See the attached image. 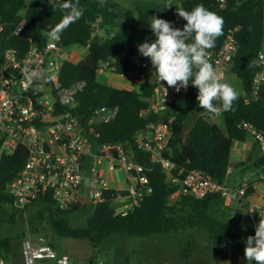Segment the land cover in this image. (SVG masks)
<instances>
[{"label": "trees", "instance_id": "obj_1", "mask_svg": "<svg viewBox=\"0 0 264 264\" xmlns=\"http://www.w3.org/2000/svg\"><path fill=\"white\" fill-rule=\"evenodd\" d=\"M62 2L63 0H31L29 4L28 0H0V46L14 48L22 54L31 44L44 45L49 38L46 30L59 23L64 14L57 6ZM79 2L85 8L83 17L63 31L57 45L59 48L70 44L83 47L87 45V52L76 61L64 59L58 70L59 80L63 84L84 80L83 87L75 97L73 109L83 124L95 107L117 106L113 119L94 124L96 136L91 137V149L94 150L101 144L117 142L133 151L136 160L144 167L151 191L124 215L116 214L113 210L110 202L113 188L104 190L103 200L95 204L72 203L69 208L61 210L54 200L43 197L26 208H31L34 218L45 221L59 235L86 239L93 246L111 233L147 236L190 228L206 233L217 244L220 257L222 244L228 236L233 240V250L244 254L246 238L255 234V222L250 219L247 229L236 230L232 223L213 214L212 206L223 201L219 192L208 193L198 199L178 194L172 199L170 195L178 189V184L167 179L159 162L150 161V152L137 148L134 135L148 123L169 122L170 145L164 157L173 162L172 173L176 174L181 170V177L190 169H202L225 185L231 142L243 141L250 136L240 125L241 122L251 123L264 137V83L258 87L256 96L245 100L264 35L262 0H223L221 4L217 0H179V6L185 10L190 11L195 5L202 3L223 17V34L212 49L218 48L225 34L236 27L233 32L236 51L228 72L240 79L242 93L234 102V110L220 116L223 126L210 119L211 112L199 107L196 100L198 89L191 81L188 88L180 92L165 110L157 113L143 112L152 90L150 83L123 88L99 82L97 69L101 62H106V66L115 74H124L130 68L129 56L140 54L137 46L145 40L152 42L155 39L149 26L152 17L143 6L135 5L132 15L126 20L118 21L114 6L107 1L103 6L99 0ZM94 23H98L103 29L102 36L91 35ZM253 151H257L258 155L251 163L264 176V150L259 149L255 140ZM25 155L22 146L11 153L0 154V205H6L11 210L6 216H0V224L14 223L18 213L26 209L11 207L7 193V185L23 165ZM251 159L252 153L239 164L247 165ZM252 189V181L248 180L243 196ZM75 211L85 215L84 224H71L68 217ZM32 230L38 231L36 226ZM19 237L20 233L14 236L1 234L0 255L14 258L12 240ZM45 240L55 248L51 240ZM187 256V253L182 254L184 260Z\"/></svg>", "mask_w": 264, "mask_h": 264}, {"label": "built area", "instance_id": "obj_2", "mask_svg": "<svg viewBox=\"0 0 264 264\" xmlns=\"http://www.w3.org/2000/svg\"><path fill=\"white\" fill-rule=\"evenodd\" d=\"M217 1L220 4L223 2ZM262 2L264 28V0ZM100 29L98 23H94L91 35L100 36ZM235 30L236 27L225 34L218 48L208 50L210 62L221 77V82L236 51ZM84 47L87 48V45ZM58 49L57 41L50 37L44 45L31 44L22 54L14 48L0 46V154L11 153L18 146H22L26 153L23 165L7 185L10 205L24 210L43 197L54 200L61 210L69 208L72 203L83 205L100 202L104 198V190L112 188L99 171L104 161L109 169L119 170L123 174L122 184L113 187L110 202L116 214L124 215L151 191L148 177L133 151L125 149L120 143H105L91 149V137L96 136L94 124L113 119L117 106L99 105L91 111L85 123H81L73 109L75 97L85 82L75 80L63 84L59 80L58 70L64 59L60 58ZM129 61V70L118 75L129 77L137 86L141 83L152 85L144 113L165 110L180 92L185 91L181 88L177 92L166 82L160 84L149 58L134 53L129 56ZM100 64L103 67L99 66L97 73L106 74L107 70H111L106 62ZM255 65L246 101L256 96L258 87L264 83V35ZM25 68L44 74L28 85L22 76ZM240 125L263 151L262 134L249 122L242 121ZM170 134L169 122L148 123L135 133L134 141L137 148L150 152L151 162L160 163L167 179L178 184V189L170 195L172 199L178 194L196 199L213 192L227 198L245 194L247 178H242L230 188L202 169H190L181 177V170L173 174V162L164 157L169 149ZM86 157H90V162L85 167ZM247 211L257 225L264 216V205H249ZM18 255V260L0 255V264H76L68 253L56 250L42 235L22 233ZM81 264L111 263L95 257Z\"/></svg>", "mask_w": 264, "mask_h": 264}, {"label": "rangeland", "instance_id": "obj_3", "mask_svg": "<svg viewBox=\"0 0 264 264\" xmlns=\"http://www.w3.org/2000/svg\"><path fill=\"white\" fill-rule=\"evenodd\" d=\"M111 3L115 9V16L118 21L126 20L134 13V6H143L148 14L163 18L173 23L174 27L183 28L185 21L176 14V5L179 6V0H106ZM173 3L171 6L166 4ZM176 4V5H175ZM99 34H104L103 29L99 30ZM87 48L70 44L66 47L58 49L57 53L61 59L76 61L84 56ZM103 67L102 64H99ZM99 82L111 84L116 87L135 88L137 85L130 80L129 77L115 74L111 70H107L106 74L97 73ZM222 82H228L233 85L241 94L242 86L240 79L233 73L227 72ZM210 118L218 122L219 126H223L222 119L211 114ZM234 161V157L230 156V162ZM104 162V161H103ZM249 170L244 169V174L249 175ZM119 176V173H116ZM245 176V177H246ZM227 199V197H222ZM234 205V201L232 202ZM220 203L216 204V210L222 209ZM232 209L231 207H229ZM212 209V208H211ZM11 210L6 205H0V216H6ZM236 215V214H235ZM72 225L84 224V214L77 211L69 215ZM237 218V216H235ZM234 218V221L236 220ZM235 229H245L237 227L233 223ZM36 226L38 231L32 230ZM190 234L180 233L176 237V233H153L147 236H125L119 233H111L103 238L101 242L93 246L86 239H77L68 236L59 235L50 229V226L43 220L34 218L33 210L26 208L18 213L14 223L4 222L0 224V235L8 234L14 236L16 233H25L26 235H42L51 240L55 249L60 252L68 253L71 260L76 264H81L90 257H100L108 260L111 264H247L243 253L227 248V255L220 257L219 248L209 236L201 230L191 229ZM193 237L189 243L185 237ZM184 239V240H183ZM21 237L12 240L15 252L14 259L18 260V248L20 246ZM231 251V256L228 253ZM187 253L184 260L182 254ZM255 264V261H253Z\"/></svg>", "mask_w": 264, "mask_h": 264}, {"label": "clouds", "instance_id": "obj_4", "mask_svg": "<svg viewBox=\"0 0 264 264\" xmlns=\"http://www.w3.org/2000/svg\"><path fill=\"white\" fill-rule=\"evenodd\" d=\"M31 0H28L30 4ZM106 0H99L101 6ZM173 3L166 4L171 6ZM176 5V4H175ZM64 13L60 22L46 30V35L59 41L61 34L71 24L80 20L85 8L79 0H63L57 5ZM176 14L186 23L183 28L174 27L171 21L152 16L150 28L155 35L152 42L140 43L138 52L149 58L158 82H166L177 92L187 89L189 82L198 89L197 103L201 109L222 116L234 110L239 91L228 82H221L208 50L215 47L216 40L223 34V17L206 8L195 5L190 11L176 5ZM44 73L25 68L23 78L31 85ZM167 88H165V95ZM244 257L247 264H264V216L255 227V234L245 241Z\"/></svg>", "mask_w": 264, "mask_h": 264}, {"label": "crops", "instance_id": "obj_5", "mask_svg": "<svg viewBox=\"0 0 264 264\" xmlns=\"http://www.w3.org/2000/svg\"><path fill=\"white\" fill-rule=\"evenodd\" d=\"M213 115V113H211ZM210 114V115H211ZM221 118V117H220ZM214 121L212 118H210ZM219 119V117H218ZM216 122V121H214ZM218 124V122H216ZM254 139L251 136H247L243 141L233 140L231 142L230 156L234 157V161H231L227 171V178L225 185L226 187H234L242 178H247L249 181H252V191L246 196L233 197L224 199L220 203L222 209L216 210V205L212 206L211 212L221 218H224L229 223H235L239 228L247 229L250 224V215L247 211L249 205L261 207L264 205V176L252 165V160L258 155L257 151H253ZM252 153V159L247 165H240V162L245 161L249 158ZM90 162V157L85 158V167ZM244 169L249 170V175L244 174ZM100 173L102 178H104L110 187H117L122 184L123 174L121 171L116 169H109L106 165V162H103L100 166ZM119 173V176L116 173ZM246 176V177H245ZM234 201V205H232ZM231 207L232 209H230ZM236 214V215H235ZM237 216V218H235ZM234 218L236 219L234 221ZM197 230V229H196ZM240 230V229H237ZM193 231L190 228L180 229L176 233L178 238L180 233L190 234ZM189 243L192 241L193 237H185ZM184 240V239H183ZM233 240L230 238L229 246L230 249L232 246ZM231 256V251L228 253V256ZM184 264V263H183ZM215 264V263H213Z\"/></svg>", "mask_w": 264, "mask_h": 264}, {"label": "water", "instance_id": "obj_6", "mask_svg": "<svg viewBox=\"0 0 264 264\" xmlns=\"http://www.w3.org/2000/svg\"><path fill=\"white\" fill-rule=\"evenodd\" d=\"M230 237L228 236L226 240H224L222 244V257L227 255V248L229 246Z\"/></svg>", "mask_w": 264, "mask_h": 264}]
</instances>
